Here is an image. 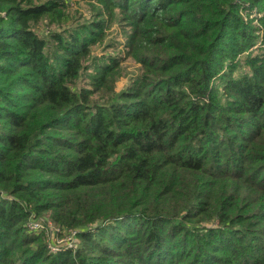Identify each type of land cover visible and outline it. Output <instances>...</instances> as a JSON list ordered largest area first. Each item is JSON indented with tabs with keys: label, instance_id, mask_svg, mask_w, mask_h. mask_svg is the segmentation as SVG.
<instances>
[{
	"label": "trees",
	"instance_id": "16d2710c",
	"mask_svg": "<svg viewBox=\"0 0 264 264\" xmlns=\"http://www.w3.org/2000/svg\"><path fill=\"white\" fill-rule=\"evenodd\" d=\"M89 5L0 0V264H264V0Z\"/></svg>",
	"mask_w": 264,
	"mask_h": 264
},
{
	"label": "rangeland",
	"instance_id": "374dc122",
	"mask_svg": "<svg viewBox=\"0 0 264 264\" xmlns=\"http://www.w3.org/2000/svg\"><path fill=\"white\" fill-rule=\"evenodd\" d=\"M70 5H71V9L73 11L79 10L80 13H82L84 16H86L85 18L90 17L91 7L89 5V0H70ZM117 38L119 39V41H123V39L121 37V30L118 29L117 26H115V28L112 30V39L116 40ZM102 50H103V47H101V46H98L96 48V52H98V54L100 52H102ZM123 65H124L123 77L120 78V80L118 82V88L119 89L124 86V83L126 82V78L128 76L134 75L138 72V69H137L138 66L130 60L126 61ZM77 83H79V81ZM34 223L39 224V227L43 229V226L41 223H39L38 221H35ZM46 225H47L48 230H49L48 231L49 232V238L54 237L58 241V244H62V243H64V241H67L68 243H70L69 240H64L69 235V231L61 230L62 232H60L59 235L57 236V230H58L57 228H59V227L56 224H54L52 221L46 222Z\"/></svg>",
	"mask_w": 264,
	"mask_h": 264
},
{
	"label": "built area",
	"instance_id": "2783aa9c",
	"mask_svg": "<svg viewBox=\"0 0 264 264\" xmlns=\"http://www.w3.org/2000/svg\"><path fill=\"white\" fill-rule=\"evenodd\" d=\"M35 222V221H34ZM34 222H31L30 223V228L31 229H33V230H35V229H42V228H40L39 227V224H37V223H34ZM40 223V222H39ZM42 224V223H41ZM44 224V223H43ZM42 224V226H43V228H46V229H48V227H47V225H46V223L43 225ZM58 230H57V236L59 235V233L61 232V229L60 228H57ZM49 231V230H48ZM69 231V230H68ZM76 230H70L69 231V235L67 236V238L66 239H64V240H69L70 241V243H68L67 241H64V243H62V244H58V241L54 238V237H50L51 238V242H50V244H49V249L51 250V251H57L58 249H60V247H74L75 246V244H76Z\"/></svg>",
	"mask_w": 264,
	"mask_h": 264
}]
</instances>
